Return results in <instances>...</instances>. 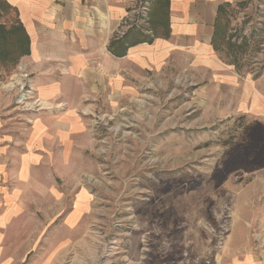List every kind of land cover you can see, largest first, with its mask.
<instances>
[{"label":"rangeland","instance_id":"1","mask_svg":"<svg viewBox=\"0 0 264 264\" xmlns=\"http://www.w3.org/2000/svg\"><path fill=\"white\" fill-rule=\"evenodd\" d=\"M3 3L0 25L16 35L0 39V99L25 114L40 103L33 105L31 79L20 69L28 54L17 42V14ZM220 27L221 60L264 89V0H236ZM103 105L91 116L90 141L72 152L65 172L56 167L54 220H44L43 207L28 230H12L0 264L264 259V165L239 157L253 118L217 116L188 78L169 74L115 109Z\"/></svg>","mask_w":264,"mask_h":264},{"label":"crops","instance_id":"2","mask_svg":"<svg viewBox=\"0 0 264 264\" xmlns=\"http://www.w3.org/2000/svg\"><path fill=\"white\" fill-rule=\"evenodd\" d=\"M0 1L29 38L20 69L40 103L22 114L0 99V254L12 230L39 221L38 210L54 220L53 175L90 141L91 116L153 78H188L217 116H249L264 130L261 81L240 77L218 55L220 23L236 0H149L144 20V0Z\"/></svg>","mask_w":264,"mask_h":264},{"label":"trees","instance_id":"3","mask_svg":"<svg viewBox=\"0 0 264 264\" xmlns=\"http://www.w3.org/2000/svg\"><path fill=\"white\" fill-rule=\"evenodd\" d=\"M7 8L12 9L7 4L3 3ZM20 31V37H17V42L21 47L22 52L25 54H29V38L26 35L24 29L20 25L19 28ZM16 30L13 28L5 29L3 25H0V39L3 38L4 35L8 34H15ZM16 35V34H15ZM254 130L252 133H249L251 129ZM241 135L243 138L248 137L247 145L245 146V150L241 152L239 157H242L243 164H256V165H264V130L263 127L259 123H254L253 125H246L242 129ZM232 140H230L229 143H231ZM228 143V144H229ZM238 157V158H239Z\"/></svg>","mask_w":264,"mask_h":264},{"label":"built area","instance_id":"4","mask_svg":"<svg viewBox=\"0 0 264 264\" xmlns=\"http://www.w3.org/2000/svg\"><path fill=\"white\" fill-rule=\"evenodd\" d=\"M143 2H144V5H143V9H142L143 10L142 11V15H141L142 17H141L140 20L146 19L147 12H148L149 0H144ZM22 90H24V87H22ZM25 93H27V92H25ZM25 97H26V95L25 96H21V99H22L21 101H23L25 99Z\"/></svg>","mask_w":264,"mask_h":264}]
</instances>
